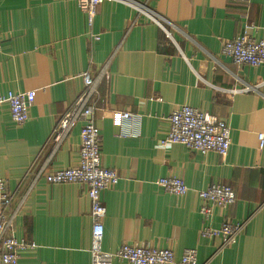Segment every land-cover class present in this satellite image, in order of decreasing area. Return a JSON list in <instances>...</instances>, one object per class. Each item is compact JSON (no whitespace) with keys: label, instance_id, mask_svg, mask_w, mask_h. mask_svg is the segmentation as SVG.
<instances>
[{"label":"crops","instance_id":"crops-1","mask_svg":"<svg viewBox=\"0 0 264 264\" xmlns=\"http://www.w3.org/2000/svg\"><path fill=\"white\" fill-rule=\"evenodd\" d=\"M78 1L0 0V95L36 94L21 126L0 105V181L13 196L8 215L14 236L33 245L18 264L92 263L88 187L51 184L45 175L79 163L84 121L57 148L51 135L83 91V74L103 71L93 121L102 165L119 176L102 192L103 249L137 243L172 249L176 264L186 249H196L197 264H264V66L222 55L225 41L246 32L264 40V0L107 1L92 24ZM133 5L146 6L161 25ZM251 86L257 90L242 91ZM185 105L230 125L226 157L159 145L170 115ZM123 113L139 124L123 125ZM123 126L131 134L123 136ZM163 177L182 179L190 191L166 193L156 184ZM214 184L232 187L237 201L215 207L210 226L243 225L225 248L221 237L201 236L197 191Z\"/></svg>","mask_w":264,"mask_h":264},{"label":"built area","instance_id":"built-area-1","mask_svg":"<svg viewBox=\"0 0 264 264\" xmlns=\"http://www.w3.org/2000/svg\"><path fill=\"white\" fill-rule=\"evenodd\" d=\"M107 1L126 0H79L78 6L88 15L92 24L98 8ZM140 13L160 24V21L149 11L146 6L133 5ZM161 25V24H160ZM100 39L99 35L95 36ZM1 50V44H0ZM222 55L231 59L238 65L251 67L264 66V40H257L251 34L245 33L229 39L223 43ZM104 71L98 78L91 73L83 74L84 89L77 97L69 111L60 119L51 135V141L57 148L69 134L78 121H84L81 130V146L79 163L73 167L46 173L48 183L63 184L76 183L88 187L91 200V217L93 221V238L91 247V264H113L115 260L126 261L130 264H176L175 253L172 249H161L144 244L124 243L116 252H107L103 249L104 226L103 220L107 209L102 200V192L114 187L119 182V176L113 169L102 165L101 135L93 121L94 98L97 93L98 83ZM257 87H249L243 92L256 91ZM231 93L235 91H229ZM35 91L11 92L0 95V105L7 104L10 108L11 119L17 125L25 124L29 119V111L35 101ZM123 125L134 122L139 124V118L132 113L122 114ZM170 129L167 136L159 142L161 147H170L173 144H182L191 150L202 154L217 153L226 157L231 147L230 125L210 113L203 112L191 106H183L172 112L169 117ZM123 136L131 134L123 126ZM263 145L264 135L260 134ZM156 184L166 193L184 197L190 187L180 178L163 177ZM202 200L200 212L204 218L201 230L202 237L222 238V247L225 248L236 242L237 235L243 225L226 222L220 229L210 226L214 208L227 209L237 201V196L232 187L214 184L204 190L197 191ZM12 193L7 181H0V264H18L20 253L29 246L25 240L17 239L13 233V217L8 215L12 204ZM196 249H186L180 264H197Z\"/></svg>","mask_w":264,"mask_h":264}]
</instances>
